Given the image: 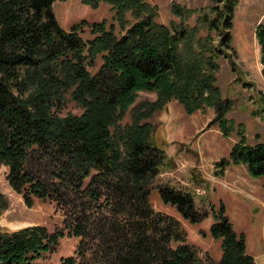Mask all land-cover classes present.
I'll use <instances>...</instances> for the list:
<instances>
[{
    "label": "trees",
    "instance_id": "1",
    "mask_svg": "<svg viewBox=\"0 0 264 264\" xmlns=\"http://www.w3.org/2000/svg\"><path fill=\"white\" fill-rule=\"evenodd\" d=\"M66 1L0 0V166L26 206L50 201L62 213V228L53 233L0 227V264H34L66 233L79 243L76 257L61 264H255L222 202L206 210L188 189L154 187L189 224L212 216L209 235L221 243L219 261L207 253L200 258L180 222L150 203L152 182L175 164L157 136L158 124L146 121L172 100L187 114L214 110L207 128L236 137L228 158L215 165L216 176L243 165L264 191V144H248L244 127L226 118L233 101L216 86L215 60L230 59L238 0L217 1L222 5L211 9L214 17L203 14L194 27L187 22L191 12L175 4L171 14L179 22L164 25L158 7L146 0H80L91 10L108 5L110 22L81 21L64 30L53 5ZM212 33L216 46L209 43ZM255 36L264 78V25ZM140 93L156 99L137 102ZM67 95L80 115H60ZM259 104L264 107V95ZM128 111L131 123L122 125Z\"/></svg>",
    "mask_w": 264,
    "mask_h": 264
},
{
    "label": "rangeland",
    "instance_id": "2",
    "mask_svg": "<svg viewBox=\"0 0 264 264\" xmlns=\"http://www.w3.org/2000/svg\"><path fill=\"white\" fill-rule=\"evenodd\" d=\"M146 1L158 7L157 21L159 23L169 25L171 22H179V19L171 14V7L175 4L184 11L191 12L187 22L191 27H194L198 23V18L203 14L213 18L214 14L211 9L221 7L222 4L217 1L223 0ZM53 11L59 25L64 30H68L81 21L92 23L107 20L110 22L111 18L108 5L102 3L97 10H91L82 5L80 0L56 2L53 5ZM258 25H264V0H238L230 30L231 49L226 50L230 56L228 60H231L233 64H230L223 56H219L215 60L219 66V71L216 74V86L220 88L223 98L233 101L232 110L228 112L226 118L233 120L235 125L244 127L247 143L250 145L264 144V107L259 104V99L264 95V78L261 74L260 49L255 36ZM206 35V31L201 32L203 38ZM83 38L86 39L87 35H83ZM210 42L214 46L217 45L216 33H212ZM88 70L91 73L95 71L92 67H88ZM155 99L156 95L153 93H140L137 102L154 101ZM81 112V108L67 95L60 115H80ZM159 114V112L155 113L152 119L146 122L154 124V120L157 121L156 117ZM130 123L131 111H128L121 124ZM233 137L236 138L234 135ZM6 175L7 168L0 166V227L3 230L13 232L26 227H44L48 233H53L62 228V213L57 209L55 203L33 200L31 207L26 206L22 197L9 187ZM256 180L254 179V186L251 188L252 201L241 199L240 208L228 205V211L234 230L242 232L241 234L245 236L248 255L254 258L255 264H264V191L261 189V180ZM160 184V181H156L155 178L152 187ZM200 197L207 199V194L204 196L195 195V200L199 202ZM205 204L206 202L203 201L201 205ZM196 205L201 207L199 203ZM206 210H208V206ZM183 224L184 226L182 224L181 226L185 232L187 230V241L189 239L192 244H198L200 233L206 235L205 231L196 228L197 225L187 222ZM204 227L206 228L207 225ZM201 237L202 240L198 245L203 251L199 248L201 252L199 257L203 259L207 253L212 260H216L221 252L219 242H213L214 239L210 235H208V240L202 235ZM78 243V238L66 233L58 240L53 252H45L34 264H61L62 259L76 257L75 251Z\"/></svg>",
    "mask_w": 264,
    "mask_h": 264
},
{
    "label": "crops",
    "instance_id": "3",
    "mask_svg": "<svg viewBox=\"0 0 264 264\" xmlns=\"http://www.w3.org/2000/svg\"><path fill=\"white\" fill-rule=\"evenodd\" d=\"M159 113L156 117L157 121L154 120V123L158 124L157 136L163 143L167 157L173 160L175 167L162 171L156 177V181L188 190L195 187L204 188L205 186L208 191L207 199L200 197V200H204L206 204L210 203L215 207L221 201L226 208L229 219L228 205L240 208L241 199L252 201L251 188L254 186V179L250 177L245 166L229 165L222 175L216 176L214 174V166L220 160L228 158L231 148L237 140L233 136L224 137L216 125L207 129V125L215 117L213 110L208 109L205 113L198 111L187 114L177 101H171L167 104L166 109ZM196 176L204 181L203 186L194 183L193 178ZM260 185L262 189V181H260ZM150 203L155 211L175 218L184 226L183 223L186 221H182L174 207L161 201L155 189L150 193ZM212 224L211 216L200 224H196L198 230L202 229L206 232L207 236L204 237L206 240L209 238V229ZM205 225H207L206 228ZM236 233L241 234L242 232L236 231ZM201 240L200 235L198 244ZM213 242H219L220 246V241L213 240ZM187 243L200 248L198 244L189 242V239ZM220 257L221 252L215 261H218Z\"/></svg>",
    "mask_w": 264,
    "mask_h": 264
},
{
    "label": "built area",
    "instance_id": "4",
    "mask_svg": "<svg viewBox=\"0 0 264 264\" xmlns=\"http://www.w3.org/2000/svg\"><path fill=\"white\" fill-rule=\"evenodd\" d=\"M198 193H200V192L198 191Z\"/></svg>",
    "mask_w": 264,
    "mask_h": 264
}]
</instances>
